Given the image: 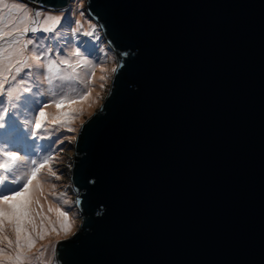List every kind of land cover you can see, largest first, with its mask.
Masks as SVG:
<instances>
[{
	"label": "water",
	"instance_id": "water-1",
	"mask_svg": "<svg viewBox=\"0 0 264 264\" xmlns=\"http://www.w3.org/2000/svg\"><path fill=\"white\" fill-rule=\"evenodd\" d=\"M89 8L120 69L75 140L54 264H264V0Z\"/></svg>",
	"mask_w": 264,
	"mask_h": 264
},
{
	"label": "snow or ice",
	"instance_id": "snow-or-ice-1",
	"mask_svg": "<svg viewBox=\"0 0 264 264\" xmlns=\"http://www.w3.org/2000/svg\"><path fill=\"white\" fill-rule=\"evenodd\" d=\"M93 18L81 2L55 14L0 0V264H54L59 238L79 231L81 201L56 191L62 172L54 165L60 145L77 140L97 113L79 129L73 123L93 106L103 110L102 93L120 69L105 66L110 49L94 43ZM53 234L55 242L42 243Z\"/></svg>",
	"mask_w": 264,
	"mask_h": 264
},
{
	"label": "rangeland",
	"instance_id": "rangeland-1",
	"mask_svg": "<svg viewBox=\"0 0 264 264\" xmlns=\"http://www.w3.org/2000/svg\"><path fill=\"white\" fill-rule=\"evenodd\" d=\"M11 2H17V0H10ZM81 2L84 4L85 9H86V0H70L68 8L71 7L73 10L76 9L77 3ZM30 7V6H29ZM67 8V9H68ZM67 9L63 10V11H52L55 14H60V13H65L67 14ZM75 18L76 19H81V17L79 16V13L76 12L75 13ZM93 23H96L98 26V31H97V36L99 37V40H94V43H97L98 41L100 42V46L101 47H107L109 48V45L107 43V41L104 39V35L102 33V30L100 29V26L98 25V23L92 19ZM75 25H73L74 27ZM88 29V23L85 21L84 22V30ZM86 39H89L88 37H85ZM98 44V43H97ZM110 51L108 53V59L105 62V66L108 67L109 69H111V67H113L114 65L117 64V56L115 54V52H113V50L111 48H109ZM111 80L112 78H110L107 86H106V90L104 93H102V95L104 97H106L108 90L110 88L111 85ZM97 91H99V89L97 88ZM99 108L98 105L93 106V108H90L89 110L85 111L83 116L80 119H77L74 123H73V127L79 129L80 128V123L82 120H87L88 117L95 112L97 109ZM63 135L65 136H72V135H77L76 133H63ZM43 143H47V141H44ZM74 143L75 140L72 141L71 143L65 141V143L63 145H60L61 148H63L64 150L62 152L59 153V156L57 158V161L55 163V167L57 169H59L62 172V178L59 181H53L56 185V191L59 193L61 191H66L68 194V198L74 200L75 197V193L72 190L71 187V183H70V169L68 166L71 165L72 163V157H73V149H74ZM73 210L75 211V207L73 208ZM80 225V215L77 218V227H79ZM58 239V237H56L55 239H53V242H55V240ZM61 239V238H59ZM55 263V262H54Z\"/></svg>",
	"mask_w": 264,
	"mask_h": 264
},
{
	"label": "bare ground",
	"instance_id": "bare-ground-1",
	"mask_svg": "<svg viewBox=\"0 0 264 264\" xmlns=\"http://www.w3.org/2000/svg\"><path fill=\"white\" fill-rule=\"evenodd\" d=\"M9 2H11L10 0H9ZM80 39L81 40H87L85 37H80ZM98 44H99V46H100V42L98 41L97 42ZM71 46H74V45H70L69 47H71ZM101 47V46H100ZM100 75V73H99V71L97 70V76H99ZM45 87H47L46 85H45ZM50 111H52V110H54V109H49ZM87 110H89V109H87ZM86 110V111H87ZM56 238V236L53 234L49 239H46L45 241H43L42 243H45V244H47V243H49L50 241L51 242H53V239H55Z\"/></svg>",
	"mask_w": 264,
	"mask_h": 264
}]
</instances>
